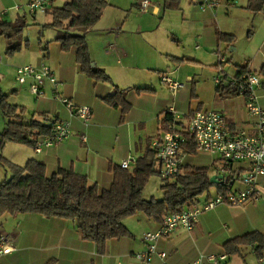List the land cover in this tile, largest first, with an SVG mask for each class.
Returning <instances> with one entry per match:
<instances>
[{"label": "crops", "instance_id": "0c3cea01", "mask_svg": "<svg viewBox=\"0 0 264 264\" xmlns=\"http://www.w3.org/2000/svg\"><path fill=\"white\" fill-rule=\"evenodd\" d=\"M23 1L27 4L29 0ZM138 1L106 0L108 5L98 22L84 32L94 64L106 71L114 85L125 90L130 108L124 116L121 108L112 107L103 100L104 96L113 93L112 83L95 81L81 72L75 50L60 49L55 41V29L51 33H40L39 51L29 47L19 49L17 53L24 56L23 64H46L57 81L55 85L46 83L44 95L34 99L33 103L28 104L24 100L22 119L27 122L34 118L46 124L58 120L69 126L66 138L49 146L42 145L40 151L35 150V145L10 142L18 145L15 148L22 152L24 164L35 159L44 164L47 174L59 167L69 169L86 176L88 183L95 184L99 190L107 189L113 181L114 167L127 157L136 161L148 147L151 148V141L167 115L185 124L191 112L204 110L206 101L201 95L206 87L211 91L215 89L212 81L215 74L229 78L237 75L240 69V73L258 74L264 63V40L253 58L257 64L252 63L249 57L242 63L240 60L233 63L234 66L228 69L230 66L225 62L232 61L231 54L237 51V46H232L234 29L223 23L224 18L234 16L247 26L249 16H252L254 20L258 18V25L260 23L264 28V6L261 11L253 12L245 8L248 0H241L239 4L234 3L235 0H218L213 7L203 6L202 0H179L177 8L165 9V0H152L151 6L141 12L137 7ZM53 3L54 0L51 7ZM23 12H27L26 8ZM42 12L50 13L49 10ZM30 14L35 19L37 12ZM176 27L181 28V36H178ZM169 31L174 33L172 40ZM217 31L232 35V39L219 41ZM195 36H198L200 44H194L190 49ZM227 49L230 53L226 52ZM19 65H13L14 71ZM204 69L210 74L207 82L199 74ZM161 75H169L182 86L171 93L161 83ZM24 85L28 89V83ZM136 88H148L149 91L138 92ZM27 89L21 86L14 93L19 96L27 93ZM55 95L68 99L74 105L88 106L91 109L89 121L82 122L71 114ZM213 96L214 99L208 103L212 107L210 109L221 110L232 126L252 131L249 116L238 119L234 112L241 106L245 108L242 95ZM240 96L241 101L238 99ZM25 112H30V117H25ZM44 137L39 136L37 140ZM186 156L184 166H206L209 176L219 175L218 167L216 172L211 171L208 165L192 164ZM1 157L16 164L10 157L2 154ZM135 161L129 169L134 167ZM6 171L8 176L5 179H8L11 172ZM258 185L261 196L257 201L233 206L218 205L201 212L192 230L178 227L168 238L158 240V249L167 253L165 264H188L202 254H227L224 245L229 240L253 231L264 235V215L253 208L256 203H264V176L259 177ZM234 186L240 187V184ZM215 193L209 191L197 203L202 204ZM142 196L145 198L143 191ZM123 223L132 236L107 240L104 251L99 252L95 242L81 238L71 220L32 212L5 213L0 216V235H7L14 249L0 255V264L127 263L131 255L146 249L143 234L156 230L160 222L137 212L125 218ZM239 250V253L227 254V259L221 264H248L243 258L245 251L255 255L254 245H241ZM160 263L155 257L151 263L144 264Z\"/></svg>", "mask_w": 264, "mask_h": 264}, {"label": "trees", "instance_id": "16d2710c", "mask_svg": "<svg viewBox=\"0 0 264 264\" xmlns=\"http://www.w3.org/2000/svg\"><path fill=\"white\" fill-rule=\"evenodd\" d=\"M179 0H165L164 8L178 7ZM106 0H66L61 6H52L49 27L57 31L55 41L62 51L75 50L76 63L79 70L95 81L112 83L106 71L93 62L84 32L96 24L107 6ZM264 0H248L246 9L259 12ZM26 25L25 16L14 21L0 20V35L7 40V53L13 54L20 49L17 36ZM219 41H228L232 35L217 31ZM240 69L238 74H241ZM258 74L262 78L264 88V63ZM236 76V75H235ZM113 85V93L107 94L103 100L112 107L121 108L122 116L129 110L130 104L125 98V90ZM136 91H149L148 88H136ZM218 97L225 98L238 95V91L227 86L215 87ZM0 110L8 119L0 131V148L5 141L34 146L39 136L52 132V127L42 120L22 119L23 107L6 102V96H0ZM13 118V120H11ZM173 118L167 115L163 121ZM188 153H194L191 142L186 145ZM0 164L7 166L11 176L0 182V216L32 212L46 217H60L75 223L81 238L97 244L99 252H103L107 240L132 236L123 220L137 212L160 222L170 213L183 210L198 202V197L209 188L215 186L217 192L226 193L229 188L224 182L211 183L206 166L185 165L182 171L171 180L161 185L163 196L160 199H145L142 191L148 178L159 175V164L155 151L148 147L139 156L132 169L120 166L113 169V181L109 188L99 190L95 184H89L86 176L69 169L57 168L46 173L43 163L29 159L23 166L9 162L0 155ZM241 245H254V253L258 259L264 254V235L253 231L236 237L225 243L227 254L239 253Z\"/></svg>", "mask_w": 264, "mask_h": 264}, {"label": "built area", "instance_id": "2783aa9c", "mask_svg": "<svg viewBox=\"0 0 264 264\" xmlns=\"http://www.w3.org/2000/svg\"><path fill=\"white\" fill-rule=\"evenodd\" d=\"M152 0H139L138 10L146 11L151 6ZM52 0H29L26 7L14 6V10H26L29 13L45 11L51 8ZM203 6L213 7L216 1L202 0ZM15 81L24 85L28 83V91L35 97L44 95L46 83L56 84V78L51 68L46 64H23L15 69ZM160 81L171 93L182 86L169 75H161ZM217 87L227 86L235 88L238 94L245 99V109L252 120V131L244 128H236L229 124L224 114L218 110L204 109L194 110L188 116L187 122L180 123L174 119L162 123L158 134L151 141V148L156 153L159 164V176L165 180H171L180 173L184 167V157L189 154L186 145L191 142L195 152L218 155L219 166L217 173L222 175L221 182L228 186L226 193L216 192L202 203L197 202L181 211L165 215L158 228L143 234L146 244L144 251L134 253L128 258V262L117 264H144L151 263L156 257L160 264H165L167 253L158 249L157 242L168 238L178 227L192 230L201 212L224 204L228 206L242 205L247 202H255L261 196L258 185L259 177L264 176V110L258 102L257 91L262 88L261 77L254 72H244L233 77H225L217 74L212 78ZM66 109L82 122L89 121L91 109L85 105H74L68 99L55 95ZM52 132L42 140H36L35 150L40 151L41 146H49L66 138L69 134V126L64 121L53 120L49 122ZM85 139V136H81ZM134 158L127 157L119 164L121 168L129 169ZM240 184V187L234 186ZM11 240L7 235H0V255L13 250ZM227 259V254H202L188 264H221ZM260 263L264 264L262 259Z\"/></svg>", "mask_w": 264, "mask_h": 264}, {"label": "rangeland", "instance_id": "374dc122", "mask_svg": "<svg viewBox=\"0 0 264 264\" xmlns=\"http://www.w3.org/2000/svg\"><path fill=\"white\" fill-rule=\"evenodd\" d=\"M66 0H54L53 6H61L63 2ZM218 3V0H215ZM223 2V1H222ZM221 2V3H222ZM238 2L239 4L241 0H235L234 3ZM16 5H26L25 1L23 0H0V20L4 21H14L17 17L25 16V23L22 30L19 32V34L12 38L13 41H18L20 44V48L29 47L31 50L37 49L39 51L40 48L38 47V39L40 37V33L44 31V33H51L53 30L51 27L48 26V24L51 21V13L47 12L44 13L42 11H37L36 18L33 19L32 15L27 11L26 13L23 12V10L16 11L14 10V6ZM225 22L223 23L226 27H231L234 29L235 35L233 36L232 46H237V51L232 52V61H226L225 64L229 65V68H232L235 62H241L243 59H251L252 63H256V59L254 58V55L257 54L258 49L261 47V44L264 40V28L263 25L259 23L258 25V18L254 20L252 16H249V19L247 21L248 25L240 23L237 18L228 17L224 18ZM178 30L180 31H177ZM176 32L178 36H181V28L176 27ZM170 40L171 38H174V33L172 31L168 32ZM198 36H195L192 41V45H190V49L194 46V44H200V41L197 38ZM8 40L3 36L0 35V96L5 95L6 96V102L10 104H20L19 107L25 106L24 100H27L26 102L33 103L34 99H36L27 89L26 85H20L15 81V71L13 69V65L20 63L23 64V58L24 56L21 54H18L17 51H15L13 54H8L7 51V43ZM34 51V50H33ZM227 53L229 52V49L226 50ZM11 57H14L11 60ZM253 59V60H252ZM242 63V62H241ZM244 64V63H243ZM257 64V63H256ZM214 69V68H212ZM199 74H201L200 78H203L205 82L209 80V70L204 69L199 71ZM217 75V74H215ZM214 75V76H215ZM215 86V84L213 83ZM21 86H24L25 89H27V93L15 95L14 90L16 88H20ZM21 92V91H20ZM259 98L258 102L261 108L264 110V88H260L257 91ZM216 95L215 89L211 91V89L205 88L203 90V94L201 95L203 99L206 101L204 103L203 109H210L212 107H209V102L212 101L214 96ZM239 101L242 100V96H240ZM221 111V110H218ZM234 112L239 116L237 117H248L246 113V109L242 106L238 109H236ZM226 113V112H225ZM25 117H30V112H25ZM236 117V116H235ZM234 117V118H235ZM249 118V117H248ZM250 119V118H249ZM13 120V118H11ZM8 121V119L4 118L2 115V112L0 110V131L5 126V122ZM8 142V143H7ZM6 143H3V145L0 148V155L2 154L4 157L8 158L10 157L11 160H13L16 164L19 166L24 165V161L21 160L22 152L17 151L15 147H18V145L14 143H10L7 141ZM6 145V146H5ZM219 156L218 155H211L208 153H202V152H196L192 153L190 155L186 156V160H189L194 165H208L209 170L216 172V167L219 166ZM8 170L7 166L0 164V182L3 181L8 176ZM165 179H162L159 175L153 174L148 178L147 183L144 186L143 189V195L145 198H154V199H160L163 196V191L161 189V185L165 183ZM216 187L212 186L209 188V191L215 193ZM205 195H207V191L199 195L198 199L203 200L205 198ZM249 205V204H246ZM254 209L258 210L262 215H264V203L259 202L254 204ZM245 255L243 258L248 262V264H262L258 261V258L249 253L248 251H245ZM264 259V256H262ZM241 259V258H238ZM243 261V259H241Z\"/></svg>", "mask_w": 264, "mask_h": 264}, {"label": "water", "instance_id": "95a60500", "mask_svg": "<svg viewBox=\"0 0 264 264\" xmlns=\"http://www.w3.org/2000/svg\"><path fill=\"white\" fill-rule=\"evenodd\" d=\"M91 65L93 66L94 65V62L91 63ZM221 179H222V175H211L209 177V181L211 183H218V182H221Z\"/></svg>", "mask_w": 264, "mask_h": 264}]
</instances>
